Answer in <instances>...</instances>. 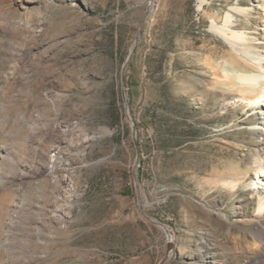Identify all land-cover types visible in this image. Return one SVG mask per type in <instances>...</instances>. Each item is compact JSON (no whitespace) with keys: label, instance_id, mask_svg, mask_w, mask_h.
I'll return each mask as SVG.
<instances>
[{"label":"rangeland","instance_id":"1","mask_svg":"<svg viewBox=\"0 0 264 264\" xmlns=\"http://www.w3.org/2000/svg\"><path fill=\"white\" fill-rule=\"evenodd\" d=\"M227 14L264 56L261 0H0L13 262L264 264V106L223 75L251 71Z\"/></svg>","mask_w":264,"mask_h":264},{"label":"bare ground","instance_id":"2","mask_svg":"<svg viewBox=\"0 0 264 264\" xmlns=\"http://www.w3.org/2000/svg\"><path fill=\"white\" fill-rule=\"evenodd\" d=\"M205 0H198L199 6L202 7ZM264 1V0H261ZM233 11L240 12L242 14H245L246 11L239 10L237 8H233ZM212 29L222 36L224 39H226L229 44L231 45V48L243 59L247 60L251 64V71L249 72H239V73H231V72H225L223 75L225 78L231 79L236 78L238 84L243 90L246 91H252L253 93L251 95H247V97H241V101L245 102L247 105L252 107H259L264 106V66L262 64V56L259 53H254L251 50H245L242 49L244 43L246 42V36L243 32H238L234 29L233 26V16L230 14H227L225 17V24L223 26H217L215 24L212 25ZM248 49V48H247ZM245 95V94H244ZM7 119V118H6ZM7 121V120H6ZM10 151L7 148L0 149V162H4L5 160L10 157ZM14 172L12 173L11 170L8 173V176H3L0 178V185L6 184V181L8 180H17L19 182V185L23 187L24 179L25 177L29 176V169L27 164L24 161L21 160H15L13 158H10ZM13 170V169H12ZM256 178H264V162L258 163V172L256 174ZM22 199V198H21ZM21 206H23L24 201L20 202ZM15 206V205H14ZM264 212V197L259 199L258 203V213L261 214ZM16 214V213H14ZM39 215V214H38ZM40 222H44L45 224L51 223L50 220H43L40 221L38 218L36 220H33V224L35 226H38L37 224ZM20 226L19 221H15L13 218H6L5 216H2L0 218V233L3 235V240H0V252L4 254V260L0 264H29L26 261L22 262H13L14 253L12 252V247L10 245V241L14 239L15 234L14 232L17 230V227ZM19 228V227H18ZM43 227L38 226V230L36 229V232L34 234H31L30 232L26 235L27 238L34 236L36 241L42 240L43 236ZM260 236L263 241V244L261 245L264 248V231H260ZM171 239H173L171 237ZM24 243V242H23ZM37 253V252H36ZM44 255H38V258H42ZM259 262H255L254 264H259ZM251 264V263H250Z\"/></svg>","mask_w":264,"mask_h":264},{"label":"water","instance_id":"3","mask_svg":"<svg viewBox=\"0 0 264 264\" xmlns=\"http://www.w3.org/2000/svg\"><path fill=\"white\" fill-rule=\"evenodd\" d=\"M147 164H145L144 166H146ZM170 246V245H169Z\"/></svg>","mask_w":264,"mask_h":264}]
</instances>
